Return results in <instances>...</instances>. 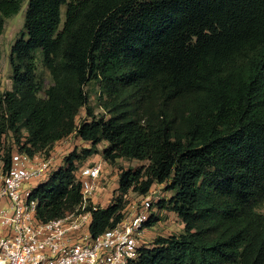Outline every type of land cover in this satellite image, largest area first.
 <instances>
[{
	"label": "trees",
	"instance_id": "16d2710c",
	"mask_svg": "<svg viewBox=\"0 0 264 264\" xmlns=\"http://www.w3.org/2000/svg\"><path fill=\"white\" fill-rule=\"evenodd\" d=\"M24 1L0 0V35ZM9 64L0 168L72 134L83 144L32 186L38 221L75 210L87 159L136 160L145 164L120 168L111 201L91 210L92 237L122 221L129 191L159 185L171 194L150 210L174 214L182 231L157 236L135 264H264V0H26ZM159 220L152 212L144 226Z\"/></svg>",
	"mask_w": 264,
	"mask_h": 264
},
{
	"label": "built area",
	"instance_id": "2783aa9c",
	"mask_svg": "<svg viewBox=\"0 0 264 264\" xmlns=\"http://www.w3.org/2000/svg\"><path fill=\"white\" fill-rule=\"evenodd\" d=\"M62 165L53 151L32 156L15 152L10 168H0V264H135L141 249L148 247L144 223L154 203L152 191L116 226L92 237L91 210L99 206L94 199L103 167L86 164L76 171L81 201L75 210L40 222L36 202L29 200L31 187L25 185L48 178Z\"/></svg>",
	"mask_w": 264,
	"mask_h": 264
},
{
	"label": "rangeland",
	"instance_id": "374dc122",
	"mask_svg": "<svg viewBox=\"0 0 264 264\" xmlns=\"http://www.w3.org/2000/svg\"><path fill=\"white\" fill-rule=\"evenodd\" d=\"M26 9V0L23 2L21 9L19 12L12 17L8 18L5 20L4 24V29L3 32L0 35V83H1V90L7 91L11 89V67L9 64V54H10V49L15 40L18 38L20 32L23 29V18H24V13ZM64 10V8H63ZM37 74L39 78L44 80V85L48 86L50 84V76L48 71L42 66L40 60L37 64ZM85 91L88 94V106H91L93 108L94 114L100 115L103 114V110L100 108V101H99V94H100V86L96 82H89L85 86ZM86 116V112L84 108H81L79 115L76 118L77 124L80 123L81 120H83ZM82 143L75 136L72 134L71 136L66 138V141H62L57 147H61L62 150V155L58 154L57 155V160L62 159L63 156H66L69 152H71L73 149H77L78 151L81 150ZM54 147V145L52 146ZM48 154V153H46ZM99 157L98 156H94ZM59 158V159H58ZM96 159V158H95ZM101 162L102 160H98ZM90 162V163H95ZM145 162H138L136 160L129 161V160H123L119 159L117 163L114 166L106 165L105 167L103 166V172L101 174V179H100V191L98 194V197L102 198L101 199V204L99 203V206L106 205L108 204L107 202L111 201V195L114 194V190L116 188V178H117V173L119 172L120 168H128L131 167L133 169L140 167L141 165H144ZM30 184H26L25 188H30ZM152 191V197L154 200V203L159 199V198H168L170 196V192L165 190L164 186H159V185H153L151 188ZM141 195H139L136 192L129 191L127 193V199L128 202L130 203L129 206L127 205L126 210L124 211L123 216H127L135 210L136 206L140 205L141 201ZM125 204V203H124ZM256 210L260 213H264V204L259 205ZM155 213L158 214L160 220L157 222L152 227L146 228L144 232L145 236V241L147 244H151L153 240L157 236H170L174 234H178L182 231V224L181 221L178 220V218L169 212H162L158 213L156 209H152L149 211V213Z\"/></svg>",
	"mask_w": 264,
	"mask_h": 264
},
{
	"label": "crops",
	"instance_id": "0c3cea01",
	"mask_svg": "<svg viewBox=\"0 0 264 264\" xmlns=\"http://www.w3.org/2000/svg\"><path fill=\"white\" fill-rule=\"evenodd\" d=\"M62 141H59V142H57L55 145H54V147H53V152L55 153V154H60V155H62V150H61V147H57L60 143H61ZM95 156H98V155H95ZM96 158V159H95ZM94 158V156L93 157H91V158H89V159H87V162L88 163H90L91 161L92 162H94V161H97V162H95V163H100L101 165H102V167L103 166H105L106 165V163H105V161L102 159V157L99 155V157H95ZM102 160L101 162H99L98 160ZM91 164H93V163H91ZM37 183V181H33V182H31V188H32V186L34 185V184H36ZM101 199L102 198H100V197H96L95 199H94V201L97 203V204H101V202L103 201H101ZM108 203V202H107ZM107 206V204L106 205H102V206H100V207H106Z\"/></svg>",
	"mask_w": 264,
	"mask_h": 264
}]
</instances>
